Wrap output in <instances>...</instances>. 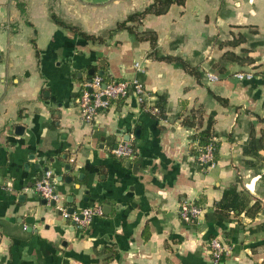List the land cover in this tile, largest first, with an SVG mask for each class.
Returning a JSON list of instances; mask_svg holds the SVG:
<instances>
[{"label":"crops","instance_id":"0c3cea01","mask_svg":"<svg viewBox=\"0 0 264 264\" xmlns=\"http://www.w3.org/2000/svg\"><path fill=\"white\" fill-rule=\"evenodd\" d=\"M153 1L0 0V264H215V237L230 250L217 264H264V150L259 170L243 150L251 131L264 133V0H186L144 17L138 30L155 31L161 53L199 67L202 82L148 57L150 42L128 30L107 37ZM243 28L247 42L220 46ZM241 48L255 62L228 64L209 82L224 52ZM91 71L139 80L151 103L165 92L171 111L153 117L132 91L85 122L76 97ZM183 101L203 107L204 124L215 115L213 167L201 168L194 129L174 116ZM122 140L134 144L133 162L112 153ZM47 170L69 214L98 205L102 214L84 226L65 218L35 189ZM229 187L251 195L249 208L231 222L208 220ZM186 203L202 206L199 219L181 218Z\"/></svg>","mask_w":264,"mask_h":264},{"label":"trees","instance_id":"16d2710c","mask_svg":"<svg viewBox=\"0 0 264 264\" xmlns=\"http://www.w3.org/2000/svg\"><path fill=\"white\" fill-rule=\"evenodd\" d=\"M186 0H154L152 3L147 5L145 8L141 10H135L132 12L126 19L122 21H118L113 29L110 30V33L107 37H112L113 33H116L120 30H128L130 33L134 34L138 40H146L151 44V51L148 54V57L156 60H163L168 63L173 64L175 67L182 68L187 71L189 74L195 76L198 81H203V71L199 69V67L193 65L189 60L181 57V56H173V55H164L161 53L159 45H158V35L153 30H145L139 31L138 26L142 23L144 17L147 14H156L161 15L166 13L171 5L173 4H184ZM54 20L58 23L68 26L65 21L57 16L56 14H52ZM71 28L76 29L79 34L87 38L89 40L102 41L104 37L96 36L93 34H88L82 31L78 26H69ZM242 28V27H241ZM240 31L238 34H233L232 38L226 41H222L220 46H231L238 47L248 41V32ZM250 32V31H249ZM255 33V31H251ZM251 49L249 48H241V53H235L233 50H227L224 52L222 58L214 64V70L220 76L226 75L228 71V64H239V65H248L255 62L254 58L250 55ZM98 74L94 72L90 75L92 79L95 75ZM104 84H108L110 82L120 81L112 76H110L107 72L101 74ZM83 89V88H82ZM81 89V90H82ZM80 93L76 97V102L78 101ZM220 98V97H219ZM125 98H120L116 100V102H122ZM142 108L150 113L153 117L158 119H166L168 113L171 111L168 105V97L167 93H160L157 95V99L155 102L143 101L141 102ZM156 109L154 112L152 109ZM180 110L175 112V117L177 121H180L183 125L193 128V142L197 141L198 145H195L194 154L197 155L199 153L198 147H207L212 146L214 148V154L217 159L219 153L220 142L216 139L217 133L214 128L215 123V115L212 113L207 118V124H204L205 120V112L202 106L189 108L186 102H182ZM132 147L134 149V154L132 156L127 157H118L122 162H133L136 157V149L134 144L132 143ZM244 155L254 157L256 160H247L246 163L253 166L256 170H259L262 160L261 151L264 150V133L260 136H257L254 131H251L250 138L246 142L243 147ZM217 161V160H216ZM198 164L201 168H206V166L200 162ZM251 201V195L244 191L238 190L233 187H229L223 193L222 198L215 203L214 211L210 214H207L208 220H216L221 222H231L232 216H241L244 212L249 208V204ZM199 205V203H197ZM195 221V220H194Z\"/></svg>","mask_w":264,"mask_h":264},{"label":"built area","instance_id":"2783aa9c","mask_svg":"<svg viewBox=\"0 0 264 264\" xmlns=\"http://www.w3.org/2000/svg\"><path fill=\"white\" fill-rule=\"evenodd\" d=\"M235 75L240 80L252 79V71H239ZM217 73L207 71L206 78L209 82H215L220 79ZM77 106L85 122L91 123L96 120L99 113L110 109L114 102L120 98L127 97L132 91L136 93L140 102L150 101V95L145 90L144 85L139 80H120L104 84L102 76L96 74L95 77L86 81L82 87ZM154 112L156 109H152ZM195 145H198L197 141ZM199 153L196 155L198 162L204 164L206 168L213 167L216 164L214 148L212 146L198 147ZM112 153L118 157H127L134 154L132 143L129 140H122ZM35 189L37 193L44 198L49 204L54 205V209L60 210L65 218H70L80 225L89 224L94 217L102 214L101 206H88L72 215L59 204L60 193L57 190V184L53 179V173L47 170L36 181ZM54 202V204H53ZM204 209L197 203H186L180 210L181 218L185 221L197 220L203 214ZM212 251V262L217 264L222 258L229 255L230 250L223 240L218 237L210 241Z\"/></svg>","mask_w":264,"mask_h":264},{"label":"water","instance_id":"95a60500","mask_svg":"<svg viewBox=\"0 0 264 264\" xmlns=\"http://www.w3.org/2000/svg\"><path fill=\"white\" fill-rule=\"evenodd\" d=\"M91 72H94V71H91ZM104 72L103 71H101L99 74H103ZM53 204H54V202H53ZM72 210H74L73 208H72Z\"/></svg>","mask_w":264,"mask_h":264}]
</instances>
